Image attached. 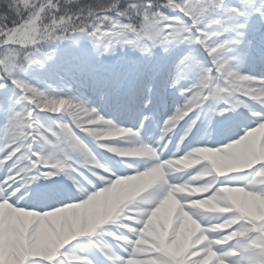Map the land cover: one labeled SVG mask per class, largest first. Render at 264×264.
<instances>
[{
	"label": "snow or ice",
	"instance_id": "snow-or-ice-1",
	"mask_svg": "<svg viewBox=\"0 0 264 264\" xmlns=\"http://www.w3.org/2000/svg\"><path fill=\"white\" fill-rule=\"evenodd\" d=\"M249 19L264 2L0 0V264H264V71L230 55ZM80 38L168 54L80 82L119 124L33 74Z\"/></svg>",
	"mask_w": 264,
	"mask_h": 264
},
{
	"label": "rangeland",
	"instance_id": "rangeland-1",
	"mask_svg": "<svg viewBox=\"0 0 264 264\" xmlns=\"http://www.w3.org/2000/svg\"><path fill=\"white\" fill-rule=\"evenodd\" d=\"M225 1V0H224ZM226 6H237L239 0H226ZM264 2V0H257V3ZM238 23H245L246 27L240 30L243 35L239 37V42L232 46L233 51L230 55L236 56L241 53H246L244 62L240 65V71L243 74H247L243 71L242 68L245 67L244 64L252 66L250 59H253V54L259 48L260 43L264 42V24H261L258 19H249L247 21L240 20ZM249 41V42H248ZM251 43L252 46H247L246 44ZM55 50L53 52L54 61L47 65L46 69L34 70V75L39 78L40 87L47 91H50L52 94L60 90H66L67 93L71 96L78 97L79 99L85 101L93 107H99V109L104 111V114L109 118V113L111 112L112 107L106 104L103 101H100L97 96H93L86 88L80 87V82L87 80L89 73L97 77L106 75L105 69L110 72H115L120 70L121 72L132 73L139 68H142L146 63L151 60L152 63H157L162 57L167 56V53L162 52L160 49H155L151 57L143 56L137 50L132 48H119L114 49L110 54L103 55L99 54L102 52V49L93 48L92 44L84 38H80L76 41H63L58 45L54 46ZM129 51L132 52L133 59L128 61L126 57H129ZM124 52L128 54L125 58L112 57L111 55L119 54ZM124 62V63H122ZM59 65V70L63 76V82L57 80L53 76V69ZM127 85V82H124V87ZM176 93L175 99L169 98L173 104L172 107H175V100L179 99L177 90H172ZM104 109V110H103ZM175 109L173 110V112ZM40 119H43L44 122L51 123V120H46L44 114L40 115ZM220 119L219 117H214L215 120ZM62 179V178H61ZM47 182V181H42ZM33 188L36 185L32 186Z\"/></svg>",
	"mask_w": 264,
	"mask_h": 264
},
{
	"label": "bare ground",
	"instance_id": "bare-ground-1",
	"mask_svg": "<svg viewBox=\"0 0 264 264\" xmlns=\"http://www.w3.org/2000/svg\"><path fill=\"white\" fill-rule=\"evenodd\" d=\"M249 42V41H248ZM247 46H252V44L251 43H248V44H246ZM128 53H130L129 54V57L127 56L128 54H125L124 52H120L118 55L117 54H114V53H112L113 55H111L112 57H117V56H119V58H125L126 56V59L128 60V61H130V59H133L134 57L132 56L133 54H132V52L131 51H129ZM262 55H264V42H262V43H260V45H259V48H257V51L253 54V59H250L249 61H251V63H252V65L253 66H250V65H246V64H244L245 65V67L244 68H242L243 69V71L244 72H246L247 74H259V71H258V65H260L261 64V66H263L264 67V63H261V56ZM122 63H124V62H122ZM129 73V72H128ZM132 75H135L136 74V71L134 70L132 73H131ZM124 88H127V85L124 87ZM183 102V100H182V98H179L178 100H177V105L178 104H180V103H182ZM102 113H104V111H102ZM105 113H107V111L105 112ZM165 117H164V119L165 118H167V116H170V114H165L164 115ZM116 117L120 120V118H121V115H116ZM40 183H48V182H40Z\"/></svg>",
	"mask_w": 264,
	"mask_h": 264
},
{
	"label": "trees",
	"instance_id": "trees-1",
	"mask_svg": "<svg viewBox=\"0 0 264 264\" xmlns=\"http://www.w3.org/2000/svg\"><path fill=\"white\" fill-rule=\"evenodd\" d=\"M83 3H91L94 2V0H82ZM42 122H44L43 119H41Z\"/></svg>",
	"mask_w": 264,
	"mask_h": 264
}]
</instances>
